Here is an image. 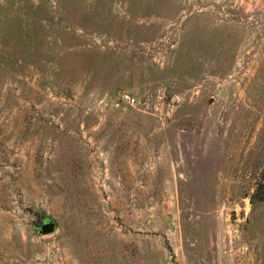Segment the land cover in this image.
Listing matches in <instances>:
<instances>
[{
  "label": "rangeland",
  "instance_id": "rangeland-1",
  "mask_svg": "<svg viewBox=\"0 0 264 264\" xmlns=\"http://www.w3.org/2000/svg\"><path fill=\"white\" fill-rule=\"evenodd\" d=\"M0 264H264V0H0Z\"/></svg>",
  "mask_w": 264,
  "mask_h": 264
},
{
  "label": "water",
  "instance_id": "water-1",
  "mask_svg": "<svg viewBox=\"0 0 264 264\" xmlns=\"http://www.w3.org/2000/svg\"><path fill=\"white\" fill-rule=\"evenodd\" d=\"M171 101L174 100V97L172 96ZM55 229V221L52 219H46L42 223L39 224V226L35 227V230L40 234H47L53 232Z\"/></svg>",
  "mask_w": 264,
  "mask_h": 264
},
{
  "label": "built area",
  "instance_id": "built-area-1",
  "mask_svg": "<svg viewBox=\"0 0 264 264\" xmlns=\"http://www.w3.org/2000/svg\"><path fill=\"white\" fill-rule=\"evenodd\" d=\"M118 102L133 105L136 103V97L133 95H130L129 93H121L119 95Z\"/></svg>",
  "mask_w": 264,
  "mask_h": 264
},
{
  "label": "flooded vegetation",
  "instance_id": "flooded-vegetation-1",
  "mask_svg": "<svg viewBox=\"0 0 264 264\" xmlns=\"http://www.w3.org/2000/svg\"><path fill=\"white\" fill-rule=\"evenodd\" d=\"M45 220H46V219H45ZM43 221H44V220H41L40 223H42ZM40 223H39V224H40Z\"/></svg>",
  "mask_w": 264,
  "mask_h": 264
},
{
  "label": "trees",
  "instance_id": "trees-1",
  "mask_svg": "<svg viewBox=\"0 0 264 264\" xmlns=\"http://www.w3.org/2000/svg\"><path fill=\"white\" fill-rule=\"evenodd\" d=\"M43 220H45V218Z\"/></svg>",
  "mask_w": 264,
  "mask_h": 264
}]
</instances>
